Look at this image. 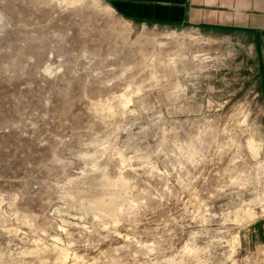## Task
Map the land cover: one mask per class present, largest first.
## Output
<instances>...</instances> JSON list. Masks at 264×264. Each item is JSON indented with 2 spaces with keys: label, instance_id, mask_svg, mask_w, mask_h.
I'll use <instances>...</instances> for the list:
<instances>
[{
  "label": "rangeland",
  "instance_id": "rangeland-1",
  "mask_svg": "<svg viewBox=\"0 0 264 264\" xmlns=\"http://www.w3.org/2000/svg\"><path fill=\"white\" fill-rule=\"evenodd\" d=\"M110 6L0 0V264H264V38Z\"/></svg>",
  "mask_w": 264,
  "mask_h": 264
},
{
  "label": "crops",
  "instance_id": "crops-1",
  "mask_svg": "<svg viewBox=\"0 0 264 264\" xmlns=\"http://www.w3.org/2000/svg\"><path fill=\"white\" fill-rule=\"evenodd\" d=\"M131 18L235 30L264 38V0H107Z\"/></svg>",
  "mask_w": 264,
  "mask_h": 264
},
{
  "label": "bare ground",
  "instance_id": "bare-ground-1",
  "mask_svg": "<svg viewBox=\"0 0 264 264\" xmlns=\"http://www.w3.org/2000/svg\"><path fill=\"white\" fill-rule=\"evenodd\" d=\"M109 6V5H108ZM111 7V6H110ZM113 8V7H112ZM262 147V145L260 144L258 147L256 146L255 148H256V150L257 151H259L260 150V148ZM94 183V182H93ZM92 188V187H91ZM82 189V188H81ZM87 189V188H86ZM82 192V191H81ZM93 192V191H92ZM78 194V193H77ZM80 194V193H79ZM81 196V195H80ZM94 199V198H93ZM92 200V199H91ZM98 200V199H97ZM103 201V200H102ZM110 202V201H109ZM97 203V202H96ZM109 204V203H108ZM92 205H94V204H92ZM107 206V205H106ZM105 207V206H104Z\"/></svg>",
  "mask_w": 264,
  "mask_h": 264
}]
</instances>
